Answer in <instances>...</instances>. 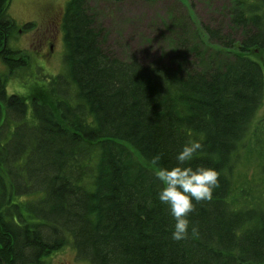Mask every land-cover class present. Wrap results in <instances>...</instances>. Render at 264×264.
I'll return each mask as SVG.
<instances>
[{
  "label": "trees",
  "instance_id": "16d2710c",
  "mask_svg": "<svg viewBox=\"0 0 264 264\" xmlns=\"http://www.w3.org/2000/svg\"><path fill=\"white\" fill-rule=\"evenodd\" d=\"M10 2L0 0L8 73L27 61L8 45L12 32L34 28L9 16ZM65 2L53 107L8 94L0 74V264H43L65 245L91 264H264V128L251 138L264 99V0H226L220 27L200 20L210 46L170 9L152 26L168 52L149 61L120 47L96 0ZM189 140L203 149L186 166L217 170L220 187L193 201L199 236L190 226L177 242L150 161L161 155L171 169ZM241 152L251 178L238 176Z\"/></svg>",
  "mask_w": 264,
  "mask_h": 264
},
{
  "label": "rangeland",
  "instance_id": "374dc122",
  "mask_svg": "<svg viewBox=\"0 0 264 264\" xmlns=\"http://www.w3.org/2000/svg\"><path fill=\"white\" fill-rule=\"evenodd\" d=\"M67 0H11L7 13L18 25L33 21L34 28L21 29L12 32L8 45L14 50H21L27 57L26 67L16 69L8 73V68L0 59V74L4 75L6 91L8 94L15 93L27 100L30 107V99L47 102L53 107L47 86L51 78L65 72L63 62L64 45L60 37L59 18ZM90 2L96 8L105 10L108 14L106 27L112 37L119 41L120 47L126 45L129 51H136L144 61L165 57L159 56V50L167 54L166 44L157 43L154 28L157 19H162L169 14V10L180 11V13L191 16L193 22L191 28L198 30L207 46V36L202 29L201 21L212 27H220L223 23L219 17L221 7L226 0H192L196 11L191 7V0H96ZM228 2L225 3V5ZM125 7V9H124ZM179 13V12H178ZM157 17V18H156ZM201 20V21H200ZM226 29V27L224 26ZM197 32V31H196ZM47 36L51 43L50 48L46 46ZM111 40V39H110ZM170 40V39H167ZM119 51V48H116ZM260 51L254 52L259 54ZM176 49H171L170 55H176ZM153 58V59H151ZM148 59V60H147ZM170 63V62H169ZM10 74V75H9ZM264 128V99L261 108L257 111L256 119L252 124L251 138ZM238 164V176L247 174L254 176L256 166L253 158L241 152ZM237 165V163H236ZM245 178V177H243ZM43 264H91L86 259L75 256V252L69 245L54 250L43 258Z\"/></svg>",
  "mask_w": 264,
  "mask_h": 264
},
{
  "label": "clouds",
  "instance_id": "9594fccd",
  "mask_svg": "<svg viewBox=\"0 0 264 264\" xmlns=\"http://www.w3.org/2000/svg\"><path fill=\"white\" fill-rule=\"evenodd\" d=\"M203 149V144L196 140H189L176 156V166L171 169L159 167L161 155L153 156L150 163L156 166V178L163 187L158 193L162 204L168 206L170 215L175 221L172 239L174 241L187 240L199 236L197 226L191 225L189 215L195 211V204L210 202L213 192L220 187V173L204 166L193 168L188 165L194 155ZM150 203V202H149Z\"/></svg>",
  "mask_w": 264,
  "mask_h": 264
},
{
  "label": "flooded vegetation",
  "instance_id": "af4514ba",
  "mask_svg": "<svg viewBox=\"0 0 264 264\" xmlns=\"http://www.w3.org/2000/svg\"><path fill=\"white\" fill-rule=\"evenodd\" d=\"M47 41H49V37H48V36H47ZM46 46H47L48 48H50V46H51L50 41H49V43L46 44Z\"/></svg>",
  "mask_w": 264,
  "mask_h": 264
}]
</instances>
